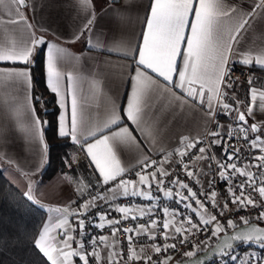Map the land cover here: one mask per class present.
<instances>
[{
	"label": "snow or ice",
	"instance_id": "snow-or-ice-1",
	"mask_svg": "<svg viewBox=\"0 0 264 264\" xmlns=\"http://www.w3.org/2000/svg\"><path fill=\"white\" fill-rule=\"evenodd\" d=\"M65 2L68 36L33 24L37 0H0V165L25 179V199L47 213L23 239L48 264H264V83L251 73L264 72V0H149L138 35L127 31L130 0L121 8L106 0L99 13L96 0ZM80 41L79 54L62 46ZM92 52L99 55H85ZM40 56L56 134L80 147L92 172L64 174L77 197L64 205L33 193L48 154L42 125L50 124L33 95ZM236 64L250 72L244 99L234 89ZM125 76L126 102L108 87L113 78L124 86ZM197 110L203 131L174 135Z\"/></svg>",
	"mask_w": 264,
	"mask_h": 264
},
{
	"label": "crops",
	"instance_id": "crops-1",
	"mask_svg": "<svg viewBox=\"0 0 264 264\" xmlns=\"http://www.w3.org/2000/svg\"><path fill=\"white\" fill-rule=\"evenodd\" d=\"M252 0H247V4H250ZM106 0H96V9L99 13L101 9L105 6ZM126 0H120L119 4L113 5L115 8H121L125 5ZM149 3V0H130V11H131V20L128 23L127 31L134 32L137 35L142 27L141 20L146 11V5ZM28 16L31 19L33 13L28 11ZM71 11L67 7L65 0H58L50 4L48 7H45L43 10L39 7V0H37V8L35 12V19L32 21L33 24L43 23L46 28H51L54 32L61 36H68L71 32L70 25L72 24ZM111 15V12H109ZM141 19L138 20L137 17ZM107 24V18L101 19L98 24V30ZM258 28H264V24H259ZM38 35H44L47 40H55V37L51 32H38ZM61 43L60 41H57ZM62 46L68 47L73 53L79 54L84 48L83 41L77 42L75 44H62ZM85 55L97 56L99 53H85ZM43 68H44V57H43ZM88 65H91L92 61L86 62ZM129 66L133 65V61H122ZM125 72L131 71V67L124 69ZM45 76V71H44ZM125 85L122 86L119 79L113 78L108 82L109 95H120L123 101L126 102L125 92L128 90L126 87L127 76L124 77ZM246 86V87H245ZM235 92L240 99H244L248 85L238 83L234 86ZM0 94H3V90H0ZM55 98V97H54ZM56 101V98H55ZM57 104V103H56ZM58 115V112H57ZM200 113L197 110L190 114L188 119L180 120L173 126L174 135L179 133H189L193 135L197 131H203L202 121L199 119ZM228 118V117H227ZM229 119H224V124H229ZM43 127V125H42ZM68 140V139H67ZM69 141V146L60 154L59 157V169L53 176L47 180H41L40 174L32 176L34 181L38 183L33 185V193L36 195L42 203L44 204H54V205H64L67 204L70 199H76V193L74 192L75 185L72 183H67L63 180L64 174L70 176H79V177H89L92 175L91 167L89 166V161L85 156V153L80 150L78 145H74ZM15 150L21 154L22 157L28 158L29 153L22 152L21 145L17 142L15 145ZM65 160H68L72 163L71 169L68 168L65 164ZM47 161V160H46ZM46 164V162H45ZM44 164V166H45ZM43 166V168H44ZM4 168H7V171H3ZM2 171V176H4L15 188L20 192L24 193L26 190V181L24 178H21L18 173L13 168H8L7 165H0ZM47 218V213H46Z\"/></svg>",
	"mask_w": 264,
	"mask_h": 264
},
{
	"label": "trees",
	"instance_id": "trees-1",
	"mask_svg": "<svg viewBox=\"0 0 264 264\" xmlns=\"http://www.w3.org/2000/svg\"><path fill=\"white\" fill-rule=\"evenodd\" d=\"M42 60L43 56L37 58L36 64L32 66V75L33 95L42 97L41 102H35L37 115L41 121L50 122L49 125H43L48 144L47 161L40 173V179L44 181L58 171L60 153L69 146V141L56 134L58 108L54 95L46 88ZM255 75L264 83V72L256 69ZM221 119L224 122L228 118L221 114ZM2 175L0 169V264H48L46 258L23 239L25 233L35 234L46 219V212L27 201L23 193ZM18 233L21 236L20 243L15 239Z\"/></svg>",
	"mask_w": 264,
	"mask_h": 264
},
{
	"label": "built area",
	"instance_id": "built-area-1",
	"mask_svg": "<svg viewBox=\"0 0 264 264\" xmlns=\"http://www.w3.org/2000/svg\"><path fill=\"white\" fill-rule=\"evenodd\" d=\"M234 69H235V70H234V73H233V78L235 79L236 77H239V79L237 80V83H236V84H238V83L247 84L248 76H249V74H250L249 70L246 69V68H244V67H242V66L239 65V64L234 65ZM255 71H256V69H252V70H251V73H254V74H255ZM236 84H235V85H236ZM235 85H234V86H235ZM218 119H219V122H220L221 124L225 125L224 122H223L222 119H221V115H219ZM227 125H228V124H227ZM227 125H225V126H227ZM209 127H210V128H215V124H210ZM215 151H216V153L219 155V153H220V148H219V147L215 148ZM224 187H225L224 184H223V183H220L219 186H218V190H219L221 193H224ZM169 203H171V202H169ZM249 211H251V209H250ZM245 214H246V213L243 212V211H241V212L239 213V215H245ZM114 215H115V214H114ZM125 226H127V225H125ZM88 230L91 231V232H93V233H95V231H96L95 229H88ZM121 239H123V237H121ZM240 247H241V250H243V248H245V247H247V246L241 245ZM176 258L179 259L178 256H177ZM212 264H216L215 260L212 261Z\"/></svg>",
	"mask_w": 264,
	"mask_h": 264
},
{
	"label": "rangeland",
	"instance_id": "rangeland-1",
	"mask_svg": "<svg viewBox=\"0 0 264 264\" xmlns=\"http://www.w3.org/2000/svg\"><path fill=\"white\" fill-rule=\"evenodd\" d=\"M67 147H68V146H67ZM65 149H66V148H65ZM65 149H64V150H65ZM64 150H63V151H64ZM63 151H62V152H63ZM62 152H61V153H62ZM61 153H60V154H61Z\"/></svg>",
	"mask_w": 264,
	"mask_h": 264
},
{
	"label": "water",
	"instance_id": "water-1",
	"mask_svg": "<svg viewBox=\"0 0 264 264\" xmlns=\"http://www.w3.org/2000/svg\"><path fill=\"white\" fill-rule=\"evenodd\" d=\"M213 261V260H212ZM211 262V261H210Z\"/></svg>",
	"mask_w": 264,
	"mask_h": 264
}]
</instances>
